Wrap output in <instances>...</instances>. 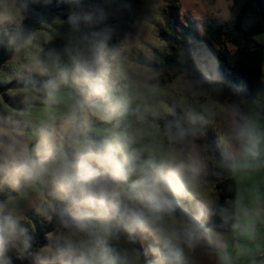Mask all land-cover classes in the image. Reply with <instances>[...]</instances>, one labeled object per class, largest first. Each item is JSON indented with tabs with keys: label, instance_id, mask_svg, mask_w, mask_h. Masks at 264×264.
<instances>
[{
	"label": "clouds",
	"instance_id": "obj_1",
	"mask_svg": "<svg viewBox=\"0 0 264 264\" xmlns=\"http://www.w3.org/2000/svg\"><path fill=\"white\" fill-rule=\"evenodd\" d=\"M107 41L103 19L84 8L65 48L68 64L59 83L50 82L46 104L51 108L57 102L60 84L73 88L78 98L60 116L46 111L33 136L0 127V188L17 194L0 201V264H13L11 253L20 259L31 248L15 205L34 193L56 202L63 230L51 264H132L126 250L111 246L122 234L130 240L151 237L153 264H186V250L200 244L203 211L194 206L178 215L203 166L194 143L197 130L169 125L165 136L175 146L170 154L138 146V134L127 121L128 100L110 73ZM86 116L108 127L89 135L81 127ZM189 120L195 125L197 117ZM235 139L242 166L251 167L264 136L245 122Z\"/></svg>",
	"mask_w": 264,
	"mask_h": 264
},
{
	"label": "rangeland",
	"instance_id": "obj_2",
	"mask_svg": "<svg viewBox=\"0 0 264 264\" xmlns=\"http://www.w3.org/2000/svg\"><path fill=\"white\" fill-rule=\"evenodd\" d=\"M51 1L45 0L47 3ZM16 2L0 0L1 28L21 24L22 12ZM233 3V0H101L89 8L107 26L106 59L119 93L128 100L127 121L131 124L130 130L138 134V146H147L161 153L172 152L175 146L165 138L160 121L167 119L177 106L184 108L189 117H197L196 122L207 125L219 142L238 159L234 169L237 168L239 172L243 170V159L239 158L241 148L235 134L240 125L250 122L264 136V76L257 95L242 99L241 106H235L227 99L216 101L208 92L192 91L187 75L178 72L175 65L167 63L169 58L166 54L172 52L175 42L171 45L169 39L160 34L164 31L176 37V40L188 35L199 42L201 36L197 31L202 32L201 24H198L199 29L190 27L189 18L193 17L199 23L204 18L228 19ZM81 12L72 8L42 10L41 26L31 30L14 54L2 64L0 127L18 128L26 135L33 136L46 111L60 116L66 110V105L78 98L73 88L60 84L55 93L57 102L51 108L46 104L50 82L59 83L61 73L68 64L65 48L72 34V25ZM252 37L264 46V31L253 33ZM226 47L235 50L230 42L226 43ZM157 51L164 55L157 57ZM140 57L155 60L162 66L156 68L141 63ZM81 127L85 133L93 135L108 125L95 117L86 116L82 118ZM203 133L197 132L199 139L194 140L203 166L196 177L192 196L198 198V204L208 215L219 196L215 183L206 180L212 155L206 145L207 136ZM260 150L261 155L252 165L257 166L258 162L263 161L264 141ZM16 196L15 192L0 188V201ZM50 209L56 211V202L42 193H34L15 205L26 229L34 224L35 219L46 218ZM45 237L47 243L37 246L33 254L36 264H51V255L62 244L63 230L59 222ZM110 243L118 251L126 250L132 264H153L154 257L149 245L154 241L149 236L130 240L122 234L118 240ZM200 244H203V239ZM217 246L214 239V247ZM206 250L199 254L191 251L195 256L186 250V264H197ZM10 255L16 256L15 253Z\"/></svg>",
	"mask_w": 264,
	"mask_h": 264
},
{
	"label": "trees",
	"instance_id": "obj_3",
	"mask_svg": "<svg viewBox=\"0 0 264 264\" xmlns=\"http://www.w3.org/2000/svg\"><path fill=\"white\" fill-rule=\"evenodd\" d=\"M100 1L53 0L47 3L45 0H17L16 4L22 12V21L18 26L0 27V68L14 54L31 30L41 26L42 10L61 11L72 8L82 11ZM233 2L228 19L204 18L199 23L195 18H189L190 27L196 28L201 24L202 32L197 31L201 36L199 42L188 35L176 40V37L169 36L164 31L160 34L168 38L171 45L175 42L172 52L166 54L169 58L167 63L175 65L178 72L187 75L192 91L208 92L216 101L227 99L231 104L241 106L240 101L244 98H254L262 85L264 46L252 37V34L264 31V0ZM227 42L235 46L234 51L226 47ZM156 55L158 57L164 53L157 51ZM139 60L156 68L162 66L155 60L144 57H140ZM177 122L185 128L194 127L190 123L187 111L177 106L167 119L160 121V124L165 133L169 125H175ZM195 127L198 133L202 131L207 136L206 145L212 155V162L208 167L206 180L215 183L219 196L208 215L198 204V198L193 196L190 201H183L182 207L178 209L180 215L185 209L190 212L192 207L198 206L204 213L203 244L192 250L194 254H199L204 249L214 247V230L228 231L232 228L236 213L237 180L234 174L235 159L219 142L216 134L203 123L196 122ZM165 138L167 139L166 136ZM57 226V209L55 212L50 209V214L43 220L35 219L34 224L27 229L31 248L23 258L13 256V263L36 264L33 255L36 247L47 243L45 234L52 232Z\"/></svg>",
	"mask_w": 264,
	"mask_h": 264
},
{
	"label": "crops",
	"instance_id": "obj_4",
	"mask_svg": "<svg viewBox=\"0 0 264 264\" xmlns=\"http://www.w3.org/2000/svg\"><path fill=\"white\" fill-rule=\"evenodd\" d=\"M252 166L241 172L234 169L237 189L233 226L228 231H213L218 246L202 253L197 264H264V157Z\"/></svg>",
	"mask_w": 264,
	"mask_h": 264
}]
</instances>
